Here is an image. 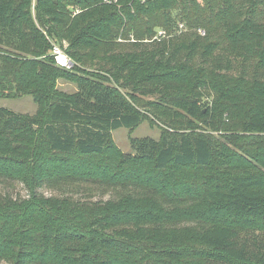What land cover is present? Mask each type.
I'll use <instances>...</instances> for the list:
<instances>
[{
  "label": "trees",
  "instance_id": "1",
  "mask_svg": "<svg viewBox=\"0 0 264 264\" xmlns=\"http://www.w3.org/2000/svg\"><path fill=\"white\" fill-rule=\"evenodd\" d=\"M262 17L264 0H0V99L37 105L0 107V181L29 194L0 192V264H264ZM117 87L219 135L163 130L111 156L112 132L146 118ZM86 183L116 197L40 192Z\"/></svg>",
  "mask_w": 264,
  "mask_h": 264
},
{
  "label": "rangeland",
  "instance_id": "2",
  "mask_svg": "<svg viewBox=\"0 0 264 264\" xmlns=\"http://www.w3.org/2000/svg\"><path fill=\"white\" fill-rule=\"evenodd\" d=\"M173 16L177 17V11H174ZM264 19V17H262ZM179 20V19H178ZM180 25H182V28L178 26V29L176 31V34H182L187 31V27L185 26L184 22L178 21ZM157 32L162 30L161 27H157L155 29ZM201 36H204L205 33L203 30L198 31ZM173 35V34H172ZM172 35H169L171 37ZM156 36V35H155ZM154 39V38H153ZM153 39L148 40L146 39L144 42H152ZM121 43L120 49L125 52L126 50H129V44L135 42V39L130 40H119ZM73 69L69 70L72 71ZM92 71V69H86ZM233 75L236 73L231 72ZM79 76H84V74L77 72L76 73ZM59 90L65 91V92H75L77 90V84L73 82V80H60L57 85ZM118 90L123 93L126 98L128 99L131 104H133L141 113H143L146 118L144 119L143 123L135 130L131 131L125 128H121L119 130L112 132V144L113 148L110 149V155L115 156L118 153L123 154H133V150L131 147V140L133 138H144V137H150L153 139L158 140L163 130H168L171 132H182L180 130L176 129H192L195 126H198L197 131H204L212 134L214 136H218L219 132H213L209 128V126L205 125L204 123L195 120H193V126L191 127L189 124H187L186 120L188 121L190 118L183 113L182 111L168 107L164 109V106L166 105L165 102H162L159 100L158 97L155 95H151V93H147V95L140 94L137 92H131L133 96L136 98V100L131 99L128 94H130V91L127 89H123L120 87H117ZM215 96L212 93H208V91H205V97L203 99V103H208L209 105H212L214 101ZM33 104V105H32ZM0 107H6L8 109L21 112V113H34L37 109V105L34 103L32 97H25L23 99H17V100H9V99H0ZM157 108H161L163 111L159 112ZM174 128V129H173ZM185 132V131H184ZM92 160H95L96 162L99 160L98 158H92ZM89 184H83L80 193H67V192H59L58 189L56 190H50V189H43L40 191L45 196H63V195H73L76 199H80L83 201H106L108 199H114L116 196L115 194H111L109 192H101L100 190L89 189ZM0 192L2 193H8L13 198H28V192L25 189L24 185L19 182H11L9 180L6 181H0ZM114 196V197H113Z\"/></svg>",
  "mask_w": 264,
  "mask_h": 264
},
{
  "label": "built area",
  "instance_id": "3",
  "mask_svg": "<svg viewBox=\"0 0 264 264\" xmlns=\"http://www.w3.org/2000/svg\"><path fill=\"white\" fill-rule=\"evenodd\" d=\"M105 2L116 3L117 0H105ZM180 27L182 28V25H180ZM165 36L166 33L164 31H159L158 36L155 39L164 38ZM51 55L53 56L54 62L57 67L64 70H71L73 68L74 63L71 58L66 54L65 49L62 46L53 43Z\"/></svg>",
  "mask_w": 264,
  "mask_h": 264
}]
</instances>
